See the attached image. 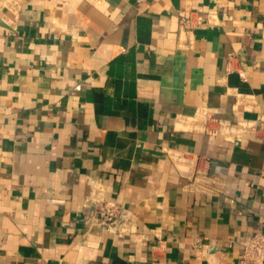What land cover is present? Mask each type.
Masks as SVG:
<instances>
[{"label": "crops", "instance_id": "0c3cea01", "mask_svg": "<svg viewBox=\"0 0 264 264\" xmlns=\"http://www.w3.org/2000/svg\"><path fill=\"white\" fill-rule=\"evenodd\" d=\"M173 149L224 191L189 190ZM90 197L132 223L90 225ZM258 231L264 0H0V264H246Z\"/></svg>", "mask_w": 264, "mask_h": 264}, {"label": "built area", "instance_id": "2783aa9c", "mask_svg": "<svg viewBox=\"0 0 264 264\" xmlns=\"http://www.w3.org/2000/svg\"><path fill=\"white\" fill-rule=\"evenodd\" d=\"M196 128L201 131L218 134L229 127L226 120L219 119L208 110L199 112L196 117ZM179 171L188 178L186 187L197 193L219 195L224 191L227 182L224 178L209 174V159L201 155L192 156L188 151L173 149L170 152ZM93 212L88 218L90 225L102 227L113 233H123L125 227L132 223V213L122 205L108 200L89 198ZM242 249L239 255L246 264H264V232L258 231L241 240Z\"/></svg>", "mask_w": 264, "mask_h": 264}]
</instances>
